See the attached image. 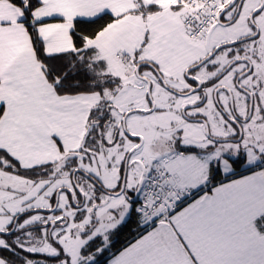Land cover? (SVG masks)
<instances>
[{
    "label": "snow or ice",
    "instance_id": "1",
    "mask_svg": "<svg viewBox=\"0 0 264 264\" xmlns=\"http://www.w3.org/2000/svg\"><path fill=\"white\" fill-rule=\"evenodd\" d=\"M0 264H264V0H0Z\"/></svg>",
    "mask_w": 264,
    "mask_h": 264
},
{
    "label": "trees",
    "instance_id": "2",
    "mask_svg": "<svg viewBox=\"0 0 264 264\" xmlns=\"http://www.w3.org/2000/svg\"><path fill=\"white\" fill-rule=\"evenodd\" d=\"M128 235H129L128 233H125V234H124V236H122V237L120 238V239H121V241H124V240H126V239H127V237H128ZM119 246H121V245H118V247H119Z\"/></svg>",
    "mask_w": 264,
    "mask_h": 264
}]
</instances>
